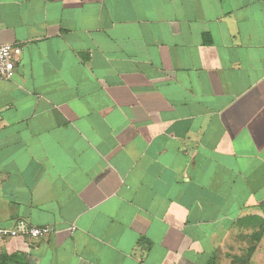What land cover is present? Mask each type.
I'll return each instance as SVG.
<instances>
[{
  "label": "crops",
  "instance_id": "0c3cea01",
  "mask_svg": "<svg viewBox=\"0 0 264 264\" xmlns=\"http://www.w3.org/2000/svg\"><path fill=\"white\" fill-rule=\"evenodd\" d=\"M3 43L0 229H54L0 264H264V0H0Z\"/></svg>",
  "mask_w": 264,
  "mask_h": 264
},
{
  "label": "built area",
  "instance_id": "2783aa9c",
  "mask_svg": "<svg viewBox=\"0 0 264 264\" xmlns=\"http://www.w3.org/2000/svg\"><path fill=\"white\" fill-rule=\"evenodd\" d=\"M21 52L22 47L20 45L13 43L0 44V77L11 78L14 75L16 63L19 61ZM53 229L49 225L35 226L23 219H19L12 228L0 229V236L26 235L32 239H38L47 236Z\"/></svg>",
  "mask_w": 264,
  "mask_h": 264
},
{
  "label": "rangeland",
  "instance_id": "374dc122",
  "mask_svg": "<svg viewBox=\"0 0 264 264\" xmlns=\"http://www.w3.org/2000/svg\"><path fill=\"white\" fill-rule=\"evenodd\" d=\"M261 257L258 259V257L256 258V262H253L254 264H260L261 263ZM254 261H255V259H254Z\"/></svg>",
  "mask_w": 264,
  "mask_h": 264
},
{
  "label": "trees",
  "instance_id": "16d2710c",
  "mask_svg": "<svg viewBox=\"0 0 264 264\" xmlns=\"http://www.w3.org/2000/svg\"><path fill=\"white\" fill-rule=\"evenodd\" d=\"M213 262V261H212ZM212 262L210 264H212Z\"/></svg>",
  "mask_w": 264,
  "mask_h": 264
}]
</instances>
